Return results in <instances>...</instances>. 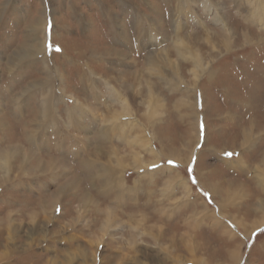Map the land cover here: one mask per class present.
Instances as JSON below:
<instances>
[{
    "label": "rangeland",
    "instance_id": "374dc122",
    "mask_svg": "<svg viewBox=\"0 0 264 264\" xmlns=\"http://www.w3.org/2000/svg\"><path fill=\"white\" fill-rule=\"evenodd\" d=\"M148 52L161 57L155 70ZM263 76L264 0H0V97L25 89L33 105L45 89L60 123L39 133L62 131L72 151L21 139L22 155L54 150L71 168L0 187V264H264V217L253 221L264 203L253 174L264 161ZM29 106L17 116L0 103V114L19 128ZM229 183L243 195L226 191L224 202Z\"/></svg>",
    "mask_w": 264,
    "mask_h": 264
},
{
    "label": "bare ground",
    "instance_id": "6f19581e",
    "mask_svg": "<svg viewBox=\"0 0 264 264\" xmlns=\"http://www.w3.org/2000/svg\"><path fill=\"white\" fill-rule=\"evenodd\" d=\"M206 5H210V2L206 1ZM154 8L156 10H159L158 6L154 7ZM26 52H27V55H31L32 54L31 48L28 47L26 49ZM156 54H154L153 52H148L147 55H146V60H145L146 61V66L149 69H154L155 70V68H157L158 65L160 64L161 57L156 55ZM163 55L166 56L165 52H163ZM28 57L33 58V57H35V54L32 55V56H28ZM24 61L25 60H22L18 64H21ZM15 64H13L12 66H14ZM47 68L50 69V65H46L45 64V70H47ZM222 77H224V81L228 82V76H221L220 82L217 83L218 85H222V83H223V78ZM49 83H50V81L46 79L45 84H49ZM5 91L6 92L4 93V97H0V103L1 104L6 103V104L12 106L14 108L13 115L19 116L21 114V112H22V108L24 109L29 104H30V106L27 108V112L28 113H27L26 120L23 121V118H21L19 120L20 121L19 128L17 126L18 121H16L17 124H16V122L14 124V122H11L10 120L6 121V119L0 114V135H3L5 133L7 135L8 133H7V128L6 127H8L9 134H10V137H11L10 138L11 140L9 142L6 139V141L5 140L2 141V142H4V145L3 144L0 145V146H4L3 150L0 152V174H2V176H0V187H2V186L5 187L7 185H10L11 182H12V184H14L18 180H19L18 181V183H19V182H23L22 180H24V179H30V178L31 179H37V178H39V174L40 173H42V176H45V178H44L45 180L47 179V180L53 181L52 178H54L56 176L59 177V175H58L59 173H57V170L59 172H61V173L63 171V173H64L65 169L71 168L68 165V163L65 162V161H62V160L59 161L58 159L53 158L52 157V155H53L52 151H54V150L50 151L51 154H49V155L51 157H49V156L48 157H46V156H43V157L42 156H37L34 153H32L31 151L28 152L27 148H26V152L27 153L22 155L21 154L22 147L20 146L21 144H23V142L21 141V139H23L25 141V143H27L28 145H34V144L37 145V144H39V145H43L45 147L47 146L49 148L51 141L53 142L54 140L58 139V141H57L58 144H57V142L55 143V145H56L55 149L56 150H60L61 153L64 155L63 157L68 158L69 155L71 154L70 152H72L69 149V147L71 146L70 142L69 143L65 142L66 144L67 143L70 144L68 149H66V147H64V144L63 145L61 144L63 142L61 136H67V134L63 133L62 131L57 133V136H56L54 133H52V131H54V130L50 126L49 130H47V129L44 130L43 129V131L41 133H39L40 131H39L37 126H38V124H40L42 122H46L48 124V126L49 125H58L60 123V121H57L56 123H52L53 122L52 118L56 117V116L52 115V112L54 111V108L52 107L51 102L49 103L47 101H43L45 99V96L43 95V93H45V89L39 88L37 90H33V94L34 95L39 93V95H41L43 97V98H41L40 102L37 103L39 105H37L35 103H33V105H31V103L28 104V100L29 99L27 100V97L25 95L26 94L25 89H23L20 92V94L23 93V92L25 93L23 96L26 98L27 102L20 99L21 95L19 93L15 92L14 95L9 96V94L11 93L9 88L6 89ZM53 95L56 96L55 93H53ZM247 105H248V103H247ZM53 106H54V104H53ZM2 109L6 113V109L5 108H2ZM65 116H66V119H65L66 120V126L65 127H66L67 130L70 131L69 128H77L78 127V125L73 122L74 120H71L70 118H68L67 114ZM58 118L62 119L61 116L58 117ZM107 120H108V122H110V121H112V118H110V116H109V117H107ZM13 125L16 126V129L18 131H12ZM196 125H197V123H196ZM115 127L116 126H114L112 128H115ZM107 132L108 131H105V134ZM52 134L55 135V137H51L50 135H52ZM236 135H238V137L240 138L239 139V145H238L237 149H240L242 151V148L245 147L244 145H246V143H248V141L250 139L249 134L247 133V129H242L240 134L237 133ZM236 137L234 138L233 141H235ZM196 138H197V136H196ZM196 140H198V138ZM195 142H197V141H195ZM192 143H194V140L192 141ZM185 147H187V146H184V149L182 150L183 152L185 150ZM23 148H25V146ZM49 149H52V145H51V148H49ZM237 149L234 148V151H236ZM240 150H239V152H240ZM57 153H59V152H57ZM113 155H115V154L113 153ZM13 158H14V160H13ZM31 158L34 159V160L35 159L38 160V158L39 159L44 158L45 159L43 161L44 165H41V164H37V166L28 165V163L31 161ZM86 159H87V157H86ZM86 159H83L81 162L84 164V166L86 168H89L93 164L91 163V166H90L89 165L90 163H86V161H88V159L87 160ZM97 163L98 164H95V166H98V168H101L102 166H104L100 170L104 171L106 169L105 165H102L100 162H97ZM262 166H263V168L260 169ZM12 167L16 168L15 172H13V168ZM24 171L28 173L27 176L24 175ZM11 172L15 173L16 176H12ZM78 172L82 173L81 169L78 168ZM84 172H85V170L83 171V173ZM48 173H49V176L47 177ZM51 173H52V175H50ZM263 173H264V161L262 162V165L260 167H258V169L256 168L255 172L253 173L254 175H257L258 178L260 179V184L264 185V174ZM77 174L76 175H72L71 179L69 177V181L68 182H66L63 185H61V187L57 188L56 194L54 195L53 199L54 198L58 199L61 196H63L64 194H68L69 193L70 189L73 188L74 183L78 180L77 179ZM85 179H86V177H84L83 181L82 180H79V181L82 182V183H85V181H86ZM79 189H81V188L79 187ZM81 196H83L85 198L89 197L87 195V191H85V193L83 192ZM44 201L46 202V200H43V202L40 201V203H38V205L42 203L41 204V206L43 207L42 213L45 212V207H46V204H44ZM83 201H87V200H83ZM52 202H53V200L51 201V203ZM82 203H84V202H82ZM49 204H50V201H49ZM255 208H257L256 210H258V208H259L260 209V214L262 215V217L258 216L259 218H257V219L255 218L256 221H254V222L258 224V223H260V219H262L264 217V203L261 202L259 204H256V206L253 209V214L257 212V211H255ZM95 210L97 211L98 208H95ZM132 216L133 215H130L129 219H132Z\"/></svg>",
    "mask_w": 264,
    "mask_h": 264
},
{
    "label": "crops",
    "instance_id": "0c3cea01",
    "mask_svg": "<svg viewBox=\"0 0 264 264\" xmlns=\"http://www.w3.org/2000/svg\"><path fill=\"white\" fill-rule=\"evenodd\" d=\"M20 50H26V47H25V49H21L20 48ZM19 49L17 50L18 51V53H23V52H21ZM25 53H26V51H24V55H25ZM24 57V56H23ZM23 57H21L18 61H17V63H19V62H21V60H22V58ZM149 169V168H148ZM147 170V169H146ZM244 186V185H243ZM243 186H241V188H239V185H230V183L228 184V188H229V190L227 189V190H223L222 192L224 193V196H225V198L227 199H224L223 201L224 202H228V195H227V193H225L226 191H229L230 193H234V191L233 190H235L236 188H238V191H237V195L238 196H240V195H243V192H242V189H243ZM209 188H212V187H209ZM215 191L217 190V189H214ZM213 193H214V191H213ZM239 198H241V197H239ZM249 198V197H248ZM247 198L245 197V200H246ZM255 199V198H254ZM238 200V199H237ZM244 202V200L242 201V203ZM252 203L254 202V203H256V199H255V201H251ZM257 208H255V211H257L256 213H254L253 214V217H254V220L253 221H256V219L255 218H257L258 216H260L261 214H260V210H259V208H258V210H256ZM259 211V212H258Z\"/></svg>",
    "mask_w": 264,
    "mask_h": 264
},
{
    "label": "snow or ice",
    "instance_id": "6c2138e0",
    "mask_svg": "<svg viewBox=\"0 0 264 264\" xmlns=\"http://www.w3.org/2000/svg\"><path fill=\"white\" fill-rule=\"evenodd\" d=\"M204 131V127L203 125H201V133H203ZM226 155H228L229 157L232 155V153H226ZM169 163H172L171 161H169ZM193 183H196L195 179H193Z\"/></svg>",
    "mask_w": 264,
    "mask_h": 264
}]
</instances>
